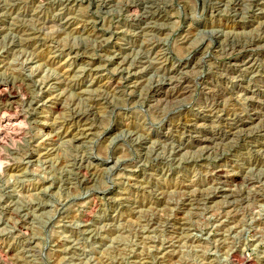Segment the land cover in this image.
<instances>
[{
    "label": "rangeland",
    "instance_id": "obj_1",
    "mask_svg": "<svg viewBox=\"0 0 264 264\" xmlns=\"http://www.w3.org/2000/svg\"><path fill=\"white\" fill-rule=\"evenodd\" d=\"M0 103V264H264V0H0Z\"/></svg>",
    "mask_w": 264,
    "mask_h": 264
},
{
    "label": "bare ground",
    "instance_id": "obj_2",
    "mask_svg": "<svg viewBox=\"0 0 264 264\" xmlns=\"http://www.w3.org/2000/svg\"><path fill=\"white\" fill-rule=\"evenodd\" d=\"M146 18V17H145ZM35 45V44H34ZM241 49V48H240ZM242 50V49H241ZM237 66L238 65H241L242 67H244V68H246V69H251L252 68V65H251V61H247V62H241V63H237L236 64ZM254 68V67H253ZM178 71V70H177ZM251 71V70H250ZM248 72V71H247ZM171 81V80H170ZM90 82V81H89ZM110 82V81H109ZM92 84V83H91ZM184 87V86H183ZM182 89V88H181ZM184 90L185 89H188V88H183ZM189 90V89H188ZM184 92V91H183ZM157 94H163V96L164 97H166V98H168V97H172V98H174L173 96H176V98L178 97V94H180L181 92H175V91H170V92H165V93H158V92H156ZM217 96V95H216ZM251 99V98H250ZM252 100V99H251ZM168 101V100H167ZM175 101V100H174ZM1 104V103H0ZM3 105H5V104H3ZM9 107V106H8ZM213 108V107H212ZM214 109V108H213ZM74 110V109H73ZM254 110V109H253ZM5 111H6V109L5 108H3V107H0V114H2V120H0V139H1V137H2V135L3 134H7V131L8 130H10V129H12V127L15 125V123H16V118H14V119H12V118H10V117H4V113H5ZM259 111V110H258ZM10 113V112H9ZM258 113V112H257ZM5 114H7V112L5 113ZM12 114V113H11ZM251 114V113H250ZM260 114V113H259ZM210 115V114H209ZM212 115H213V113H212ZM211 115V116H212ZM78 116V115H77ZM205 116V115H204ZM220 116V115H219ZM81 117H83V115L82 116H78V117H76V118H78L79 120H82L83 118H81ZM207 117V116H206ZM218 117V116H217ZM75 118V117H74ZM212 118V117H211ZM213 118H215V117H213ZM246 118H248V117H246ZM264 118V117H263ZM196 119V118H195ZM202 119V118H201ZM204 119V118H203ZM222 119V118H221ZM242 119V118H241ZM238 120H240V119H238ZM258 120L261 122L262 120H261V116H259V115H256V114H254L253 115V117L252 118H250V119H248V120H243V121H240V122H238V123H236V122H234V124H230L231 125V127H230V130H229V134H232L234 131H236V130H240L241 128L243 129V128H245V127H248L249 125H252V123L254 122V121H257L258 122ZM199 124V123H198ZM229 124V123H228ZM254 125V124H253ZM190 126V125H189ZM196 126H198V125H196ZM195 126V127H196ZM257 126V125H256ZM261 126H262V128L264 129V122L262 121L261 122ZM181 127V126H180ZM250 129V128H249ZM262 130V129H261ZM190 131V130H189ZM249 131V130H248ZM252 131V130H251ZM263 131V130H262ZM6 132V133H5ZM256 132H257V130H256ZM9 133V132H8ZM262 133V132H261ZM244 134V133H243ZM260 134V133H259ZM234 135V134H233ZM241 135V134H240ZM7 136V135H6ZM218 136V135H217ZM5 137V136H4ZM214 137V136H213ZM222 137V136H221ZM75 138V137H74ZM212 138V137H211ZM224 138V137H223ZM198 139V138H197ZM200 139V138H199ZM222 139V138H221ZM211 140V139H210ZM214 140V139H213ZM228 140V139H227ZM209 141V140H208ZM224 141V140H223ZM2 142V141H1ZM0 142V143H1ZM205 142H207L206 140H204V139H200V140H198L197 141V143H204L205 144ZM211 142V141H210ZM261 144V143H260ZM220 173V172H219ZM220 174H222V173H220ZM226 174V173H225ZM218 176V175H217ZM219 177L220 178H222L224 181H229V180H234V178H232L231 176H227V174L226 175H223V176H220L219 175ZM221 179V180H222ZM223 182V181H222ZM221 183V182H220ZM223 184V183H222ZM225 184V183H224ZM223 184V185H224ZM232 193V192H231ZM230 195V194H229ZM234 195V194H233ZM219 196V195H218ZM225 196V195H224ZM263 196V195H262ZM187 201V200H186ZM192 201V200H191Z\"/></svg>",
    "mask_w": 264,
    "mask_h": 264
}]
</instances>
